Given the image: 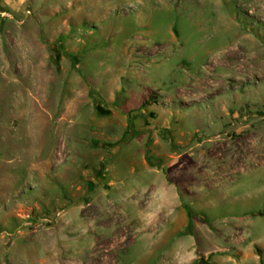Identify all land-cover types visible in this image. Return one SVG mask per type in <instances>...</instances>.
<instances>
[{
  "label": "rangeland",
  "instance_id": "rangeland-1",
  "mask_svg": "<svg viewBox=\"0 0 264 264\" xmlns=\"http://www.w3.org/2000/svg\"><path fill=\"white\" fill-rule=\"evenodd\" d=\"M0 264H264V0H0Z\"/></svg>",
  "mask_w": 264,
  "mask_h": 264
}]
</instances>
